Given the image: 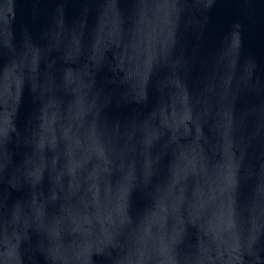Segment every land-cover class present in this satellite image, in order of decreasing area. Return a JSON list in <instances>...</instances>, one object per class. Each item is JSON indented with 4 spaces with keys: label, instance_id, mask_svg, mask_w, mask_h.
<instances>
[{
    "label": "water",
    "instance_id": "obj_1",
    "mask_svg": "<svg viewBox=\"0 0 264 264\" xmlns=\"http://www.w3.org/2000/svg\"><path fill=\"white\" fill-rule=\"evenodd\" d=\"M0 264H264V0H0Z\"/></svg>",
    "mask_w": 264,
    "mask_h": 264
}]
</instances>
